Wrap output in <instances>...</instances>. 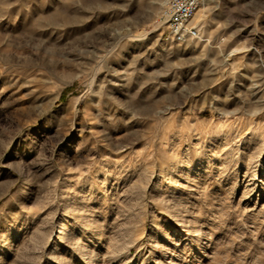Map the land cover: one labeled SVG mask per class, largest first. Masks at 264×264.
I'll list each match as a JSON object with an SVG mask.
<instances>
[{
    "label": "rangeland",
    "instance_id": "1",
    "mask_svg": "<svg viewBox=\"0 0 264 264\" xmlns=\"http://www.w3.org/2000/svg\"><path fill=\"white\" fill-rule=\"evenodd\" d=\"M167 2L0 0V264H264V0Z\"/></svg>",
    "mask_w": 264,
    "mask_h": 264
},
{
    "label": "built area",
    "instance_id": "2",
    "mask_svg": "<svg viewBox=\"0 0 264 264\" xmlns=\"http://www.w3.org/2000/svg\"><path fill=\"white\" fill-rule=\"evenodd\" d=\"M200 3L201 0H168L159 16L165 27V40L183 44L198 35L200 27L195 21V14Z\"/></svg>",
    "mask_w": 264,
    "mask_h": 264
},
{
    "label": "bare ground",
    "instance_id": "3",
    "mask_svg": "<svg viewBox=\"0 0 264 264\" xmlns=\"http://www.w3.org/2000/svg\"><path fill=\"white\" fill-rule=\"evenodd\" d=\"M198 11V10H197ZM197 13V12H196ZM196 15V14H195ZM69 218L67 217L65 221L62 222V224L60 225V227L58 228V237L61 239L63 237L64 238V242L65 241H69V236L71 234V229H70V223H69ZM202 231H204V229H202ZM72 241L71 244H73V246L75 247V249L77 250H84V255L87 257L86 259V264H101V255L99 253V251H96V258L92 257V251H94L90 246H86V245H82V239L80 236L77 237H73L72 236ZM57 244V241L54 242L53 246H55ZM94 247V246H93ZM170 256L172 258V260L168 263V264H178V259H176V253L175 251L170 252ZM95 254V253H94Z\"/></svg>",
    "mask_w": 264,
    "mask_h": 264
}]
</instances>
